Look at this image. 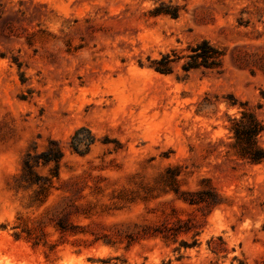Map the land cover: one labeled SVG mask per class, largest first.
I'll list each match as a JSON object with an SVG mask.
<instances>
[{
    "label": "rangeland",
    "instance_id": "374dc122",
    "mask_svg": "<svg viewBox=\"0 0 264 264\" xmlns=\"http://www.w3.org/2000/svg\"><path fill=\"white\" fill-rule=\"evenodd\" d=\"M203 40L220 67L185 72ZM243 107L264 124V0H0V264H264V163L227 153Z\"/></svg>",
    "mask_w": 264,
    "mask_h": 264
},
{
    "label": "trees",
    "instance_id": "16d2710c",
    "mask_svg": "<svg viewBox=\"0 0 264 264\" xmlns=\"http://www.w3.org/2000/svg\"><path fill=\"white\" fill-rule=\"evenodd\" d=\"M154 15H171L172 17H176L175 14L167 11H156ZM190 49L192 53L187 56L189 57V60L182 65V69L185 72H189L191 70H200V69L213 70L215 68L220 67L221 59L224 53L219 48H216L213 45H211L210 42L203 40ZM172 61L173 60L170 58V55L165 54L161 57L160 60L152 61L148 67L160 74H169L171 73L170 64L172 63ZM204 105L205 104L202 103L199 104L200 110L198 111H201V109L205 108ZM227 119L229 124L228 126H226V129L228 130L229 138L231 139V142L227 144V147L229 148L227 153H231L238 160L242 161L243 164L249 166L263 164L264 145L260 142V137L264 134L263 122L257 117L255 113L247 110L244 107L240 111L239 117L228 116ZM82 131H86L90 135L86 142V145L89 146L95 141V137L91 134L89 129L85 127H81L77 129L71 138V145H70L72 150L75 152H78V145L80 143L78 136ZM62 155L63 154L61 150L58 148L55 150V154H53V156H49L46 160H44L46 163L55 162V167L53 169V172H51V177L43 178L42 181L45 182H40L31 164L25 163V167L23 168V175H25L26 177V183H28V187L24 189L25 190L31 189L34 185H37L39 189L37 192L40 193L41 195L46 196L47 193L53 188L52 178H56L57 180L59 179L58 162L59 159L62 157ZM166 172L167 174H169L168 175L169 181L171 183V188L169 191H172L175 194L177 200L183 201L184 203H187L189 205H194L203 201L206 202V200H202L205 199V197H214V194L208 190L205 192L204 191L196 192V194H201L202 196H205L200 200L196 201L191 198H188L189 196H192V194L181 193L179 192V190H177V184H178L177 178L179 176L177 168L168 169ZM206 203L209 204L208 202ZM57 230H59L61 233H68L71 235H76L77 233L72 230H68L66 227L62 225H59ZM27 234L28 236L26 237V239L31 240L30 234L28 232ZM15 236L19 237L17 234H15ZM150 237H159L164 241L169 239L168 234H165L164 232L159 230L153 232V234H151ZM34 244L37 243L34 242ZM196 245H197L196 241H194L192 245L186 244L184 247L191 248V247H195ZM208 250L216 257H219V255L225 257L227 255V251L224 248L222 237L211 238L208 241ZM170 263L171 262L168 261L167 263H162V264H170ZM122 264H129V263H127L126 261H122ZM180 264H184V263H180ZM230 264H247V262L244 259L233 257Z\"/></svg>",
    "mask_w": 264,
    "mask_h": 264
}]
</instances>
